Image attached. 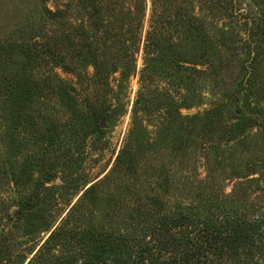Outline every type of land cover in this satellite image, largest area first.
<instances>
[{"label": "rangeland", "instance_id": "rangeland-1", "mask_svg": "<svg viewBox=\"0 0 264 264\" xmlns=\"http://www.w3.org/2000/svg\"><path fill=\"white\" fill-rule=\"evenodd\" d=\"M262 9L264 0H0V264H41L39 251H51L47 264L68 253L78 263L83 250L48 249L49 234L107 220L122 229L138 198L189 206L239 181L260 197L247 180L259 175L242 167L264 169ZM249 92L255 118L243 129ZM123 148L133 172L116 165ZM30 197L37 206L21 212Z\"/></svg>", "mask_w": 264, "mask_h": 264}, {"label": "trees", "instance_id": "trees-1", "mask_svg": "<svg viewBox=\"0 0 264 264\" xmlns=\"http://www.w3.org/2000/svg\"><path fill=\"white\" fill-rule=\"evenodd\" d=\"M261 20L264 28V9ZM259 26L255 25V29ZM78 53L81 54V49ZM87 59L99 73L103 72V69H99L102 63L98 62L95 51ZM249 72L251 77L248 78V86H252L256 84V77L253 78L255 72ZM252 94L254 93L249 92L245 95V103L240 112L249 111L250 114L245 122L238 123L239 128L249 126L248 122L255 118V112L247 102ZM101 115L103 113L95 109L89 112L90 123L98 132H101L100 125L97 124ZM261 124L264 126V119ZM126 158L127 151L123 148L117 156L116 165L133 172L134 169ZM229 166L248 169V176L258 174L259 177L247 180L249 184L254 183L257 190H260L258 193L262 195L252 198V194L247 193L245 184L239 181L229 193L222 191L221 195L212 189L206 198L198 193L196 197H199V201L189 206L166 205L159 195L145 198V203L138 198V202L127 209L130 212L122 229L109 220L88 227L80 233L58 228L49 234L45 247L51 248L50 240L52 246L71 241L83 250L80 251V262L77 263L74 255L68 253L63 256L55 255V264H264V189L260 186V181L264 182V169H250L249 164L241 168L240 163H230ZM209 173L207 179L213 181L216 173ZM44 179L49 181L51 176L46 175ZM90 191L91 187L72 207L71 216H80L82 203L86 202ZM38 201V197L21 201V212L26 213L36 207ZM256 207L259 212L255 216ZM50 252H37V257L42 260L41 264L50 261Z\"/></svg>", "mask_w": 264, "mask_h": 264}, {"label": "water", "instance_id": "water-1", "mask_svg": "<svg viewBox=\"0 0 264 264\" xmlns=\"http://www.w3.org/2000/svg\"><path fill=\"white\" fill-rule=\"evenodd\" d=\"M100 127L105 128V119L103 117L100 119Z\"/></svg>", "mask_w": 264, "mask_h": 264}]
</instances>
